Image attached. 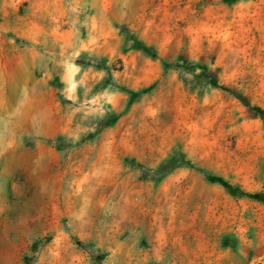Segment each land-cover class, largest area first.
<instances>
[{
	"label": "rangeland",
	"instance_id": "1",
	"mask_svg": "<svg viewBox=\"0 0 264 264\" xmlns=\"http://www.w3.org/2000/svg\"><path fill=\"white\" fill-rule=\"evenodd\" d=\"M0 66V264H264V0H0Z\"/></svg>",
	"mask_w": 264,
	"mask_h": 264
},
{
	"label": "trees",
	"instance_id": "2",
	"mask_svg": "<svg viewBox=\"0 0 264 264\" xmlns=\"http://www.w3.org/2000/svg\"><path fill=\"white\" fill-rule=\"evenodd\" d=\"M208 178L211 181H213V182H217V183L223 185L225 188H227L231 192H238L241 195H246V196H250V197H255L256 196L255 193H250L248 191H245V190H243V189H241L239 187H236V186L232 185L229 181H227L225 178H223L221 176L210 174L208 176Z\"/></svg>",
	"mask_w": 264,
	"mask_h": 264
},
{
	"label": "crops",
	"instance_id": "3",
	"mask_svg": "<svg viewBox=\"0 0 264 264\" xmlns=\"http://www.w3.org/2000/svg\"><path fill=\"white\" fill-rule=\"evenodd\" d=\"M10 71H12V70H9L6 66H5V68H3V67H1L0 66V76H1V78L3 79L5 76H6V74H8V75H10L11 74V72ZM6 80V79H5ZM14 82V81H13ZM1 86V85H0ZM4 86H2L1 88H0V97L1 96H3V94H4V92L3 91H5V89L3 88ZM23 87H24V89H28L29 87H28V84L26 83V84H24L23 85ZM30 126L31 127H44L45 126V123H41V122H38V121H32L31 123H30ZM2 140V142H1V145H5V144H7L8 142H7V140H3V139H1Z\"/></svg>",
	"mask_w": 264,
	"mask_h": 264
}]
</instances>
